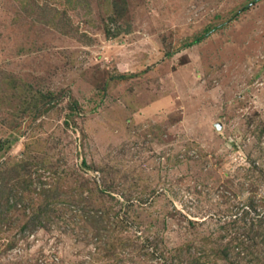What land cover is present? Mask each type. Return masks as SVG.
Returning <instances> with one entry per match:
<instances>
[{"label":"rangeland","instance_id":"374dc122","mask_svg":"<svg viewBox=\"0 0 264 264\" xmlns=\"http://www.w3.org/2000/svg\"><path fill=\"white\" fill-rule=\"evenodd\" d=\"M17 164L0 264H264V0H0Z\"/></svg>","mask_w":264,"mask_h":264},{"label":"trees","instance_id":"16d2710c","mask_svg":"<svg viewBox=\"0 0 264 264\" xmlns=\"http://www.w3.org/2000/svg\"><path fill=\"white\" fill-rule=\"evenodd\" d=\"M19 165H21V167L26 168V164L25 165L24 164H17L16 166H14L10 169H6L0 173V223H3V221L5 220L4 217L6 216L5 215V211H7L6 209L7 208L10 209L11 207L16 206L18 201L21 202V200H22V196L19 195V197L16 198V200L13 202L12 197L14 195L13 192H14L15 188L20 187L21 192L24 193L25 191L29 190L30 189L29 186L32 185L31 179H29V180L26 178H24V179L19 178L18 179V177L22 176L20 173V170L17 169V168H20ZM44 184H45V182H44ZM42 191H43V194L45 196L44 206L41 208L42 211H39L38 213L34 214L33 220L30 222V225H29V226H31V230H35L38 227V225L40 223L39 219L42 218L44 215L46 217L51 218L53 212L55 211V209L53 208L54 204H59V202L65 201L66 202L65 204H69L70 206L73 205L72 202H69V200H64L63 192L57 186L56 187L46 186V187H43ZM3 215H4V217H3ZM92 219H94V218L90 217L89 221L91 223L95 222ZM98 221H100V220H98ZM98 221H97V223L99 224ZM93 224H95V223H93ZM24 228H27V226H24ZM11 245H13V244H11ZM220 254L221 255L223 254V256L227 257V255L229 254V248H224L222 251H220ZM198 262L199 261L197 259L194 261V263H198Z\"/></svg>","mask_w":264,"mask_h":264}]
</instances>
